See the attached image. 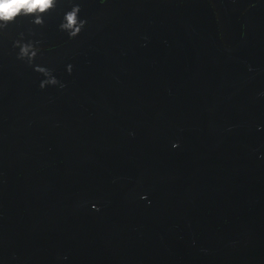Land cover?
Masks as SVG:
<instances>
[{
    "label": "flooded vegetation",
    "instance_id": "obj_1",
    "mask_svg": "<svg viewBox=\"0 0 264 264\" xmlns=\"http://www.w3.org/2000/svg\"><path fill=\"white\" fill-rule=\"evenodd\" d=\"M0 264H264V0L0 26Z\"/></svg>",
    "mask_w": 264,
    "mask_h": 264
},
{
    "label": "clouds",
    "instance_id": "obj_2",
    "mask_svg": "<svg viewBox=\"0 0 264 264\" xmlns=\"http://www.w3.org/2000/svg\"><path fill=\"white\" fill-rule=\"evenodd\" d=\"M55 0H0V26L15 22V20L23 16H30L35 14L39 17L46 13L54 6ZM108 0H101V4H107ZM79 9H74L66 17L68 24L66 27H72L77 24V13ZM37 23L41 21L37 19ZM84 25L81 24V27ZM81 29L77 28L78 33ZM75 35V33H73ZM27 51V49H25Z\"/></svg>",
    "mask_w": 264,
    "mask_h": 264
},
{
    "label": "water",
    "instance_id": "obj_3",
    "mask_svg": "<svg viewBox=\"0 0 264 264\" xmlns=\"http://www.w3.org/2000/svg\"><path fill=\"white\" fill-rule=\"evenodd\" d=\"M50 55V54H49ZM57 56L58 55H53L50 59L51 60H56L57 59ZM38 58V56H34V55H32V56H29V54L27 53L26 54V56H25V61L24 62H26V63H29V64H31V61L32 60H35V59H37ZM32 59V60H31ZM9 61H12V60H9Z\"/></svg>",
    "mask_w": 264,
    "mask_h": 264
}]
</instances>
